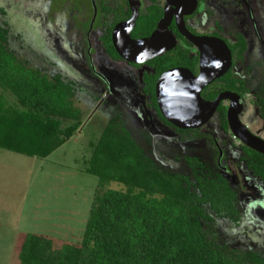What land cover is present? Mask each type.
<instances>
[{"label": "trees", "instance_id": "1", "mask_svg": "<svg viewBox=\"0 0 264 264\" xmlns=\"http://www.w3.org/2000/svg\"><path fill=\"white\" fill-rule=\"evenodd\" d=\"M50 15L70 5V11L85 8L88 29L92 16L89 0H47ZM140 15L131 37H149L162 17L156 0ZM113 6L98 2V46L113 62H123L111 43L113 27L127 19L130 11L124 0ZM123 2L124 5L120 3ZM94 28V30L96 29ZM179 37V36H178ZM182 39L181 37H179ZM183 40V39H182ZM248 48L240 35L231 46L234 59L240 61ZM142 69L140 80L148 110L168 127L161 116L155 97L157 79L166 71L183 67L197 74L198 58L178 45ZM237 83L240 86L237 88ZM0 88L11 94L22 108L21 114H0V149L28 157L47 158L74 134L82 119L75 107L72 85L61 76L49 78L37 69L20 62L8 48V32L0 27ZM225 90L245 93L242 81L232 73L206 88L201 95L213 100ZM241 95V94H240ZM264 120V100L260 102ZM219 122L231 136L226 108L218 109ZM71 122L70 127H62ZM175 130V129H174ZM182 134L184 131L175 130ZM241 161L248 171L264 181V156L241 146ZM218 153L216 152V159ZM229 169L236 164L230 163ZM98 179L93 202L80 244L56 246L51 237L20 234L12 264H264V256L221 244L204 229V207L215 216L236 217L235 193L228 181L217 176L206 180L195 176L190 187L181 175L169 174L150 159L125 128L119 116L112 118L93 147L84 170ZM231 175L233 171H230ZM118 184L121 189L109 186Z\"/></svg>", "mask_w": 264, "mask_h": 264}, {"label": "rangeland", "instance_id": "2", "mask_svg": "<svg viewBox=\"0 0 264 264\" xmlns=\"http://www.w3.org/2000/svg\"><path fill=\"white\" fill-rule=\"evenodd\" d=\"M159 2L163 4V0ZM69 8L50 15L46 0H0V27L8 32V48L26 66L49 78L59 75L72 85L75 107L82 112L73 136L46 159L0 149V264H12L20 234L45 235L56 246L80 244L98 187V179L84 170L104 128L117 116L156 165L185 177L190 187H196L195 176L206 180L223 177L207 139L178 138L142 112L143 100L129 70L121 74L108 68L96 52L94 64L108 76L111 89L96 79L78 24L83 17ZM205 17L206 29L219 22L225 29L223 36L231 42L239 26L247 28L250 47L235 72L245 79L251 92L264 88V0H205L191 24L202 30L199 26ZM251 96H246L242 119L250 129L264 135ZM22 111L11 94L0 88V114L19 115ZM71 124L63 123L62 127ZM230 142V146L220 143L221 147L227 159L238 161L241 153L233 135ZM241 170V186L237 187L236 180L230 183L236 195L237 216H215L204 207L202 225L221 244L264 256V183L255 180L244 165ZM109 188L121 189L116 183Z\"/></svg>", "mask_w": 264, "mask_h": 264}, {"label": "water", "instance_id": "3", "mask_svg": "<svg viewBox=\"0 0 264 264\" xmlns=\"http://www.w3.org/2000/svg\"><path fill=\"white\" fill-rule=\"evenodd\" d=\"M92 1L94 18L96 17L95 0ZM131 10L128 21L118 24L112 32V44L118 56L126 63L142 65L172 50L176 39L168 29L175 18L178 33L199 52V74L194 76L189 70L176 68L162 74L155 87V96L161 116L173 127L180 130H194L204 126L214 115L219 104L229 101L227 123L233 137L248 149L264 156V141L253 136L239 121L242 105L236 94H220L213 102L201 98V92L215 80L222 78L231 68V53L227 45L218 39L200 38L190 34L183 20L193 14L196 0L172 3L164 8L163 18L150 37L133 40L131 32L135 28L140 2L126 0ZM184 3V4H183ZM183 4L182 6L179 5ZM187 11H179V8ZM222 153L220 152V157Z\"/></svg>", "mask_w": 264, "mask_h": 264}, {"label": "flooded vegetation", "instance_id": "4", "mask_svg": "<svg viewBox=\"0 0 264 264\" xmlns=\"http://www.w3.org/2000/svg\"><path fill=\"white\" fill-rule=\"evenodd\" d=\"M89 1H90L91 8H92V16H91V19H90V22H89L88 29L85 28V24H86V22L88 20L86 18V13H85L86 10H85V8H83L82 11H80V12L72 11L71 13H74L75 12L78 17H80V16L83 17V22L78 23V24H79L80 30L85 35L86 46H87L88 63H89V66H90V70L96 75V77H97L96 79L99 80L100 82H102L106 88L110 87V80H109L108 76H106L105 74L100 73L99 70H98V68H97V66H96V64H94V58L97 56L96 55V52H97V53H99L101 55V58L107 62L108 68H110V69H112V70H114L116 72H119L121 74L124 72L125 69L126 70H129L132 73V75L135 77V79L137 81L138 91H139V94L141 95L142 100H143V103L141 105V109H142V112L143 113H145L146 115H148V117L153 122L159 124L161 126V128L166 129V130H169L170 132H172L178 138H181V139L186 140V141H196V140H205V139H207L210 142V145L212 146V149H213L215 155H216V152L218 153L217 159L215 157L217 169L219 170V172L221 173V175L223 176V178L225 176H228L229 177V179H226L228 181V183H229L228 187H231L230 186V183H231L232 180H234V181L236 180L238 182L237 187H240L241 186V183L244 182V176H243L244 174H243V172L241 170V165H244V167L246 168V166L243 163V161H241V158L243 157V152H242L241 146H244V145L239 140L236 139L237 140V145H235V146L239 149V152L241 153V156L238 159V161H234V159H227L226 158V155H225V152H224V150L221 147V144L222 143L227 144L229 146L231 144H233V143L230 142V139H231L232 135L230 136V135H228V134H226L224 132L222 126L220 125V122H219V116L220 115L218 114V109L220 107H225L226 108V120H227V111H228V108L230 106V102L229 101L226 100V101L221 102L219 104L216 112L212 116V118L204 126H202L199 129H194V130H180V129H177V128L173 127L171 124L170 125L172 126V128L171 127H168L166 124H164L162 121H160L155 115H153L148 110V108H147L146 98L143 95V83L140 80V76L142 75V73H141L142 69L138 68L137 66L143 68L144 65H147L149 62H151V61H153V60H155V59H157L159 57H162L164 54H167V53L171 52L172 50L176 49L178 45H181L183 48L190 50V54H191L192 57L197 56V58H198L197 74L196 75L193 74V75L194 76H198V74H199V52H198V50H197L196 47H194L191 43H189L187 40H185L178 33V30H177V27H176L175 18H173V20H172V22H171V24H170V26L168 28L171 31V33L173 34V36L175 37V39H176V46H175V48H173L172 50H170V51L162 54L161 56H159V57H157L155 59H152V60H150L147 63L142 64V65L129 64V63L124 62L123 60H122L123 62H113L109 58H107V56L103 53V51L98 46L99 43L97 41V36H98V33H99L98 32V28L99 27L96 28L95 25H96V21H97V17H98L97 3L102 1V2H104L107 5L113 6L115 4V2H114V0H95L96 17H95V20H94L93 25L91 27V24H92V21H93V18H94V8L92 6V1L91 0H89ZM124 1L126 2V6L128 7V9L130 11V16L127 19H125V20L117 23L113 27V29L111 31V43H112V32H113L114 28L118 24L128 21L130 19V17H131V10H130L129 4H128V2L126 0H124ZM138 1L140 2L141 6H140V9H139V15H138L137 21L139 20L140 15L145 14L147 8L151 4L148 0H145V1L144 0H138ZM159 1L160 0H156V4L162 9V17L160 18V20H161L163 18L164 8H165L168 0H163V2H162L163 4H161ZM170 1L174 4L176 2L178 3V1L184 2L185 0H170ZM204 1L205 0H196L197 5H196V8H195L193 14L183 17V20H184V23H185V28H186V30L190 34H192L195 37L218 39V40H222L227 45V47H228V49L230 50V53H231V63L232 64H231V68L228 70V72L226 74L232 73L233 76L235 77V79H237L238 81H242V83H244V87H245L246 91H245V93L242 94L241 91H239V93H236L235 91L225 90V91L220 92L217 95V97L220 94L226 93V92H229V93H232V94H236L240 98L239 103L242 105V109H241V112L239 114V121H240V123L244 127H246L253 136H255L256 138L261 139V140L264 141V135H262L260 132H256V131H253L252 129H250V127L246 126V124L244 123V121L242 119L243 116H244V112H245V99H246V96L249 95V94H252V96H251V103L253 104V106L255 108V111H256L258 117L262 121V129H263V132H264V120H263V118L261 116V113H260L261 110H262V107L261 106H258V105H261L260 104L261 100L262 99L264 100V88H262L260 91H258L256 93L255 92H251V90L248 88V86L246 84L245 79L243 77H240L239 75H237L236 72H235L236 66L243 64L244 61H245V56H246V53L248 52V49H249L250 43H251V36L248 33L246 27L242 28V27L239 26L236 29L235 33H233V35H232L233 41L231 42L225 36H223V33L225 32V29H224V26H221L219 22L216 21L213 24L212 28L206 29L205 27L208 26V25L205 26V24H206L205 23L206 17L203 19V22L200 23V26H199L200 28L202 27L203 29L202 30H198L197 28H195L191 24V22L198 16L199 9L201 8V5H202V3ZM120 4L121 5H124L123 2H121ZM183 4L182 5L180 4L179 6H182L183 7ZM64 10H65V8H63L62 11H64ZM187 10L188 9H186V8H183V9L181 7L179 8V11H184L185 12ZM49 11H50V9H49ZM49 14H50V12H49ZM56 14H58V13H56ZM159 21H158V23H159ZM158 23L156 24V27H155L154 31L156 30ZM136 24H137V22H136ZM94 28H96V29L94 30ZM135 28H136V25H135ZM134 29H133V31H134ZM133 31L131 32V35H132ZM151 34H150V36H151ZM240 35H243V36L246 37V40L248 42V48H247V50L244 53L243 59L240 60V61H237V60L234 59V56H233V53H232V50H231V46H233L234 44H236L238 42V37ZM178 36L181 37L183 40L180 39ZM146 38H148V37H146ZM146 38H142V39H146ZM133 40H141V39H133ZM112 46H113V44H112ZM192 48H194L195 50L192 51ZM178 68L188 70L187 68H183V67H178ZM174 69H176V68H174ZM158 79H157V81H158ZM220 79L221 78L215 80L214 82H212L206 88L210 87L213 83H215L216 81H218ZM157 81H156V83H157ZM239 86H240V83H237V88ZM155 87H156V84H155ZM110 89H111V87H110ZM205 89H203V91L201 92V95L203 94V92H204ZM201 98H202V96H201ZM215 99H213L211 101L205 100V99H203V100L206 101V102H213ZM123 125H124V123H123ZM174 129L175 130L184 131L185 134H182L180 132H177ZM210 129L215 130V132L210 131ZM229 133H230V130H229ZM220 152L222 153L221 157H220ZM230 163H232L234 165L236 164V170H237V173L236 174H235V167L233 168V170L229 169L230 168L229 167ZM246 170H247V168H246ZM230 171H233L232 175H231ZM251 174H252V172H251ZM252 176L258 182L264 183V181L258 180L253 174H252Z\"/></svg>", "mask_w": 264, "mask_h": 264}, {"label": "crops", "instance_id": "5", "mask_svg": "<svg viewBox=\"0 0 264 264\" xmlns=\"http://www.w3.org/2000/svg\"><path fill=\"white\" fill-rule=\"evenodd\" d=\"M33 158H38V157H33ZM48 158V157H47ZM42 159V158H41ZM44 159H46V158H44Z\"/></svg>", "mask_w": 264, "mask_h": 264}]
</instances>
